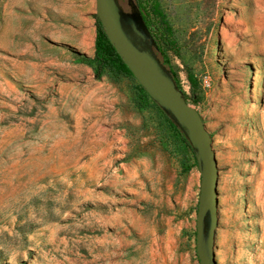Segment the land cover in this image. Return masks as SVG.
<instances>
[{
  "label": "rangeland",
  "instance_id": "374dc122",
  "mask_svg": "<svg viewBox=\"0 0 264 264\" xmlns=\"http://www.w3.org/2000/svg\"><path fill=\"white\" fill-rule=\"evenodd\" d=\"M156 1L173 45L152 51L215 153L214 262L264 264V0ZM75 3L0 0V264H199L194 155L134 78L75 63Z\"/></svg>",
  "mask_w": 264,
  "mask_h": 264
},
{
  "label": "water",
  "instance_id": "95a60500",
  "mask_svg": "<svg viewBox=\"0 0 264 264\" xmlns=\"http://www.w3.org/2000/svg\"><path fill=\"white\" fill-rule=\"evenodd\" d=\"M95 16L108 41L151 101L187 140L200 173L195 246L199 264H215L218 170L211 136L199 113L187 104L168 70L152 51L141 16L127 14L118 0H94Z\"/></svg>",
  "mask_w": 264,
  "mask_h": 264
},
{
  "label": "trees",
  "instance_id": "16d2710c",
  "mask_svg": "<svg viewBox=\"0 0 264 264\" xmlns=\"http://www.w3.org/2000/svg\"><path fill=\"white\" fill-rule=\"evenodd\" d=\"M134 5L135 8L137 9L136 11L141 16V19L150 37L153 40V46L156 47L157 51L160 52L161 45H167V46L173 45V41L171 40L172 38L171 29L167 23L165 15L162 12L158 2L156 0H134ZM94 18H95V38L93 44V49H94L93 56L88 57L86 55L78 54L77 59H75V63L92 67L93 76L95 80H100L106 72H108L110 75H112L115 78H119V77L134 78L130 73V71L128 70V68L124 65L123 61L119 58L116 51L111 46L95 15ZM159 28H161V31ZM162 56H163V64L168 66L169 61L166 59L163 53ZM169 72L177 88L181 90L175 74L170 69ZM188 79L191 86H194L195 81L192 75L191 76L189 75ZM137 88H138V94L140 100V107L144 108L147 106L148 101H150L151 99L148 97V95L144 92V90L140 87L139 84ZM158 110L160 111L161 114L164 115L165 120L167 121L169 126L173 129V131L177 133L180 139L192 152L187 140L185 139L183 134L179 131V129L168 119V117H166V115L159 108Z\"/></svg>",
  "mask_w": 264,
  "mask_h": 264
},
{
  "label": "crops",
  "instance_id": "0c3cea01",
  "mask_svg": "<svg viewBox=\"0 0 264 264\" xmlns=\"http://www.w3.org/2000/svg\"><path fill=\"white\" fill-rule=\"evenodd\" d=\"M77 8L79 9V12L84 14L87 19L91 18L92 10H93V0H78ZM70 34L71 41H69V44H71L74 48L79 49H85L88 47L89 44H91V35L87 37L85 33L81 34L80 31H76L75 29H71V31L68 30L67 32ZM95 38V35H94ZM94 44V42H93ZM94 50V49H93ZM85 55V54H81ZM87 56V55H86Z\"/></svg>",
  "mask_w": 264,
  "mask_h": 264
}]
</instances>
